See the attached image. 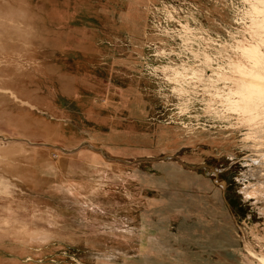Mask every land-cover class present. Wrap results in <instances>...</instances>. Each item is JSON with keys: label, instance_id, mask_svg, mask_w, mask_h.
Returning a JSON list of instances; mask_svg holds the SVG:
<instances>
[{"label": "rangeland", "instance_id": "1", "mask_svg": "<svg viewBox=\"0 0 264 264\" xmlns=\"http://www.w3.org/2000/svg\"><path fill=\"white\" fill-rule=\"evenodd\" d=\"M240 2L0 0V86L32 104L0 91V264L245 262L252 239L243 234L253 228L264 239L263 192L244 193L264 187L263 160L253 162L231 129L187 132L147 65L161 41L172 45L155 28L174 25L163 6L179 16L195 7L227 38L223 27H237L230 7ZM87 38L99 45L90 59L79 51ZM77 96L96 99L90 118ZM12 125L46 141L10 136ZM11 148L16 154L5 153ZM44 154L56 176L38 180L31 175Z\"/></svg>", "mask_w": 264, "mask_h": 264}, {"label": "bare ground", "instance_id": "2", "mask_svg": "<svg viewBox=\"0 0 264 264\" xmlns=\"http://www.w3.org/2000/svg\"><path fill=\"white\" fill-rule=\"evenodd\" d=\"M230 1L233 4V0ZM163 10L165 20L172 21L174 25L155 24L156 32L158 37L169 39L172 45H165L167 42L161 41L164 44L161 49L154 50L156 64L147 65L150 66L149 74L156 77L162 76L165 85L174 96L175 111L182 119L180 125L187 132L195 134L198 131L196 135L201 132L203 134L210 132L214 128L238 132L245 150L257 158L253 162L263 160L264 164V0H241L238 5L230 7L231 20L237 24V27L236 31L223 27L227 31V38L221 37L217 32L221 25L204 23L201 12L195 7H187L184 10V16H179L174 6H163ZM15 16L22 22L29 19L21 11ZM105 30L106 28L103 27L101 31L103 37L106 35ZM79 32L82 33L81 30ZM110 34L113 39L117 38L116 32L111 31ZM89 39L83 45H79V51L84 53L87 59L91 58L89 55L95 50V46H99L92 45V39ZM99 40L103 41L101 38ZM174 45L177 48L175 51ZM67 51L63 46L62 52ZM77 79L79 81L80 78ZM90 82L91 91L93 88L90 87ZM66 89H68L67 86ZM0 91L12 100L32 106L7 87L0 86ZM64 92L65 90L62 93ZM66 95L77 94L66 93ZM76 99L80 102L82 113L86 117L89 112L96 111L94 102L96 99L78 96ZM111 121L115 122L113 118ZM14 127V125L10 127L11 130L8 132L10 136L23 137L30 141L45 140ZM35 160L39 165L32 172L34 174V176L31 175L32 177L43 180L46 173L56 176L54 166L48 161L47 154L36 157ZM32 161L33 159L30 160ZM262 171H264L263 166ZM60 172L66 179L71 176L65 168ZM54 176L51 179L48 177V180H52ZM49 187L53 190H64L59 183H52ZM72 189L86 195L92 192L79 185H73ZM245 189H247L244 191L247 197L259 196L263 192L261 196L264 200V187H261V190L257 188L248 190V187ZM262 226L264 228V224ZM243 235H249L252 239L251 244L244 241L245 262L243 264H264V239L262 240L253 228L248 229V232ZM255 246L259 248V252L254 251Z\"/></svg>", "mask_w": 264, "mask_h": 264}, {"label": "crops", "instance_id": "3", "mask_svg": "<svg viewBox=\"0 0 264 264\" xmlns=\"http://www.w3.org/2000/svg\"><path fill=\"white\" fill-rule=\"evenodd\" d=\"M88 118H90V117H87V119H88ZM91 119H92V118H91ZM5 153L16 154V153L14 152V149H12V148H11V150H9V151L6 150ZM2 166H3V165L0 164V169H2ZM10 167H11V166H6L7 169H9ZM10 169H11V168H10ZM4 174H5V173H4ZM3 176H4V175H3ZM6 176L8 177V174H6ZM4 177H5V176H4Z\"/></svg>", "mask_w": 264, "mask_h": 264}]
</instances>
